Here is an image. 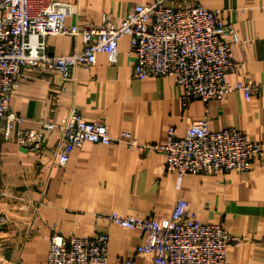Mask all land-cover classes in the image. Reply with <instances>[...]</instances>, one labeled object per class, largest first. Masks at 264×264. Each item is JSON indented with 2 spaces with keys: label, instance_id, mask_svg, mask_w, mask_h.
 <instances>
[{
  "label": "crops",
  "instance_id": "1",
  "mask_svg": "<svg viewBox=\"0 0 264 264\" xmlns=\"http://www.w3.org/2000/svg\"><path fill=\"white\" fill-rule=\"evenodd\" d=\"M72 3L74 12L65 24L100 22L108 13L116 23L135 3L151 0H60ZM218 11L231 36L233 58L240 68L227 81H249L260 90L250 96L240 91L207 103L193 99L182 106V89L173 77L131 76L132 55L127 36L119 39L115 63L98 53L89 71L74 68L67 79L52 70L25 68L21 82L9 97L11 111L23 120L15 130H39L41 122L58 124L72 109L88 121L103 123L111 136L128 132L142 145H161L172 127L183 136L189 122L206 119L212 131L232 127L253 142L264 144V0H202ZM47 50L65 55L81 49L80 38L51 35ZM55 100H54V99ZM0 118V264H46L48 238L74 233L109 235L107 264L132 257L133 264H153L136 255L142 234L124 229L92 212H117L137 217L169 218L175 203L185 200L194 217L206 223H223L239 244L226 247L228 264H264V146L245 173L220 175L167 172L164 155L152 148L124 143L86 142L71 148L68 161L57 163L63 147L60 132L45 135L40 152L3 138Z\"/></svg>",
  "mask_w": 264,
  "mask_h": 264
},
{
  "label": "built area",
  "instance_id": "2",
  "mask_svg": "<svg viewBox=\"0 0 264 264\" xmlns=\"http://www.w3.org/2000/svg\"><path fill=\"white\" fill-rule=\"evenodd\" d=\"M73 12L72 3L60 0H0L3 138H11L14 132V140L20 146L40 152L45 135L56 129L63 142L59 165L66 164L71 148L86 142H115L129 148L160 151L165 158V171L178 175L248 171L251 159L260 155L264 144L251 141L232 127L212 131L205 118L189 122L180 137L170 127L164 144L150 146L138 143L128 132L111 136L103 123L88 121L74 109L58 124L43 121L39 130H15L23 118L10 110L9 97L21 82L25 68L52 70L67 79L76 67L89 71L98 53H106L110 62L115 63L118 41L123 36L129 40L132 78L173 77L182 89L183 107L193 99L207 103L221 100L234 91L254 95L261 88L254 82L227 81V75L237 71L240 63L234 60L226 37L231 36L234 43H239V39L219 20L218 11L206 8L202 0L135 3L116 23L110 14L104 13L98 24L90 21L65 24ZM51 35L78 37L81 49L65 55L50 54L46 39ZM92 216L120 228L140 231L142 240L135 254L147 257L153 264H228L227 245L241 242L228 234L223 223L196 219L182 199L175 203L165 221L117 212H92ZM4 221L0 218V224ZM108 245L106 232L83 237L52 233L48 238L46 264H107ZM113 264H133V258H118Z\"/></svg>",
  "mask_w": 264,
  "mask_h": 264
}]
</instances>
